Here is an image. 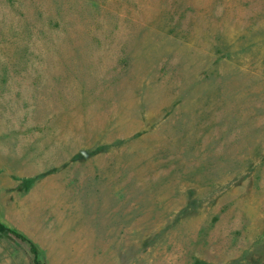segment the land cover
Instances as JSON below:
<instances>
[{
    "label": "rangeland",
    "instance_id": "obj_1",
    "mask_svg": "<svg viewBox=\"0 0 264 264\" xmlns=\"http://www.w3.org/2000/svg\"><path fill=\"white\" fill-rule=\"evenodd\" d=\"M0 222L46 264H264V0H0Z\"/></svg>",
    "mask_w": 264,
    "mask_h": 264
},
{
    "label": "trees",
    "instance_id": "obj_2",
    "mask_svg": "<svg viewBox=\"0 0 264 264\" xmlns=\"http://www.w3.org/2000/svg\"><path fill=\"white\" fill-rule=\"evenodd\" d=\"M4 237H13L16 240L26 244L29 247V253L32 257L33 264H46L42 258L40 257V252L37 245L28 239L25 235L18 232L15 229L7 227L5 224L0 222V239Z\"/></svg>",
    "mask_w": 264,
    "mask_h": 264
}]
</instances>
